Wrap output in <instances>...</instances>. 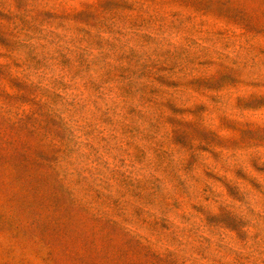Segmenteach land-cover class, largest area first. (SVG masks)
Returning <instances> with one entry per match:
<instances>
[{"label":"rangeland","instance_id":"1","mask_svg":"<svg viewBox=\"0 0 264 264\" xmlns=\"http://www.w3.org/2000/svg\"><path fill=\"white\" fill-rule=\"evenodd\" d=\"M0 264H264V0H0Z\"/></svg>","mask_w":264,"mask_h":264}]
</instances>
